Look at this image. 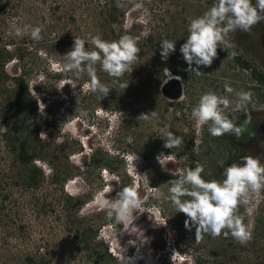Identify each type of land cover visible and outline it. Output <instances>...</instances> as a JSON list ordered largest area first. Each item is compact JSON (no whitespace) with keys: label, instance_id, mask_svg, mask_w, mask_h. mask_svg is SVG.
Returning <instances> with one entry per match:
<instances>
[{"label":"rangeland","instance_id":"1","mask_svg":"<svg viewBox=\"0 0 264 264\" xmlns=\"http://www.w3.org/2000/svg\"><path fill=\"white\" fill-rule=\"evenodd\" d=\"M82 1H73L76 9H80ZM119 1L125 11L124 27L127 28L131 24H135L134 31L139 38H144L148 33H152L160 42L165 38L176 42L177 49V44L184 43V40L187 39V36L182 37L180 33L188 28L190 20L203 15L213 4V0ZM9 3L16 5L18 0H10ZM70 4L72 3L68 0H19V4L16 6L17 15L6 18L3 28L6 36L14 35L15 39L19 41L27 35L17 37L15 35L16 27L44 25L56 5H59L63 10L64 8L69 9ZM253 4H255V0H253ZM82 22V19L79 18L75 26L70 24L67 26L66 31L70 33L69 36L84 40L88 37V34L84 35L80 28ZM262 23L264 22L258 24L262 25ZM258 24L253 26L250 32L240 30L230 32L226 39L234 45L232 51L237 52V55L244 57L252 64L264 67V43L259 37ZM41 35H45L43 39H52L54 33L50 34L46 31ZM252 35H255V38ZM247 43L249 45L245 48ZM39 51L44 53L43 49H39ZM218 52L222 53L223 50L218 49ZM160 53V51L148 52L145 55L147 62L151 61L154 66L157 65L161 57ZM57 55L52 54L51 58L49 55L44 57L42 54L40 70L43 68L49 72L59 70L64 54ZM171 57L172 54L168 59ZM10 68L11 65L8 67V70L11 71ZM150 71L154 73L152 81L149 82L151 76H145L148 77L145 79L142 77L144 76L142 73L132 83V86H128L130 88H126V93L130 89L140 88L147 95L146 99H139V102L131 100L133 103L137 102V105L134 106L130 117H127V126H121L122 119H125L123 111L110 112L101 108L103 106L92 110L97 93L84 96L85 104L77 115L62 110L63 100L66 101V98L75 90L73 80L69 78L57 82V92L52 98L35 91V84H40L46 79L42 78V73H44L42 70L39 72V77L33 76L29 79L31 91L36 94L39 105L35 122L39 126L42 123L43 106L47 101H50L54 107L53 116L57 114L58 110L59 113H63L62 117L55 120L57 125L52 128V135H57L56 142L68 139L72 145L67 162V165L71 167L67 168L74 174L64 183V191L73 195L84 193L90 200L84 204L80 212L89 215L100 212L98 215L104 220L107 217L102 211V205L112 202L119 190L116 171L127 175L132 183L131 187L137 189L142 200L140 209L134 211L132 220L117 224L107 222L101 225L99 230V235L108 243V250L119 259H123L126 264L128 259L131 264H264V220L261 222L256 220L264 215V190L258 194H251L248 204H242L238 209V214L244 217V223L252 232V242L241 245L229 236L230 244L226 255L222 248L227 242H220L221 238L219 237L213 238L211 235H204L203 239L197 243L195 227L191 230L186 229L185 214L177 212L167 199L168 189L171 187L170 180L175 179L182 170L194 168L196 165L195 156L200 157L204 172L206 171V174L211 176V180L219 181H222L224 167L231 163L241 162V159H235L231 163L227 162L229 148L235 155L244 152V156L258 157L264 163V139L261 135H256L252 141L248 138L245 139L247 144L244 146L235 141V147L229 145L234 141L229 137L226 142L223 141L221 146L209 137L204 141L203 132L208 130V126L204 125L198 130L195 121L191 118L192 108L198 103L199 97L206 92L227 96L230 101L235 102L237 100L235 93L228 94L224 90L225 82H227L237 92L244 90L253 93L252 102L247 106V112L251 114V122L256 123L258 127L264 120V87H261L259 91L251 88L246 89L248 85H252L248 79L249 69L240 67L233 57H222L220 54L210 67L201 66L200 75L189 74L183 67L181 73L184 74H173L165 68V77L160 83L158 72L152 69ZM168 72L172 77H179L177 83L170 80ZM41 78L42 80H40ZM51 78L56 83L55 78ZM166 79H168V83L165 85V91L167 90L165 94L163 85ZM69 82L71 85H68ZM87 84L86 82L84 86ZM84 89L88 90L87 87ZM178 91H180V96L175 98ZM87 102L89 106L86 104ZM166 102L170 104H166ZM176 103L182 104V108L176 109L174 106ZM57 106L61 108L58 109ZM152 111H155V117L150 116L147 120L138 119L142 113H151ZM82 112H86L87 115H81ZM224 114L233 120L242 115L245 116L244 112H233L231 107L225 109ZM242 126L244 127V125ZM119 127L120 131L117 132ZM169 130L183 138L184 143L180 147L167 149L163 146ZM43 136L40 134L42 139H44ZM94 147H100L104 153H119L120 156L123 154V164L114 167L113 170L102 168L99 171L98 167H89L86 174L78 173L77 168L82 171L89 166V161L92 163L88 152ZM160 153L164 154L161 157L162 166L156 159ZM7 158V155L4 154L0 156V163L7 164ZM35 162L41 166L44 174L48 177L51 168L45 162L38 160ZM0 170L3 174L6 173L5 175L11 173L10 167L9 169L6 166L0 167ZM82 176L86 177V180ZM0 178L2 180V173ZM8 189L12 194L11 198L5 202V209L2 212L5 224H0V255L10 254L3 247L5 246L2 244L3 238L8 241L7 247H10L13 253L18 254L17 251L21 250L23 253L32 252L40 237H48L51 250H62L61 256L54 257L58 260V264H83L82 260L78 259V255L75 256L71 251L72 244L70 239L68 240L65 236L66 233L60 231L56 222H53L55 213L51 214L49 211L47 214L39 213L40 200L46 197L49 201L53 196V194L49 195L51 187L47 186L45 182L34 193L32 190L21 191L16 186ZM182 199H190V197ZM100 209L101 211H99ZM18 225L25 227L20 240L16 236L6 234L18 229ZM128 246L133 247L130 255L125 252ZM170 250H176L178 254L169 255ZM197 256L198 260L195 259ZM232 256L234 258H231ZM188 257L190 260H181V258ZM162 259H166V261L162 263Z\"/></svg>","mask_w":264,"mask_h":264},{"label":"trees","instance_id":"2","mask_svg":"<svg viewBox=\"0 0 264 264\" xmlns=\"http://www.w3.org/2000/svg\"><path fill=\"white\" fill-rule=\"evenodd\" d=\"M9 1L0 0V156L4 154L8 157L7 164L0 163V167L6 166L8 169L10 167L11 170L10 175H5L6 173L3 174L0 170V174L2 173V180L0 178V224H5L2 212L5 209V202L11 198L12 194L8 188L16 186L21 191L32 190L34 193L46 182L47 186L51 187L49 195L53 194V196L49 201H47L46 197H43L41 200L39 199V213L47 214L48 211L51 214L55 213L53 222H56L57 227L60 228L59 230L66 233L65 236H67L68 240L70 239L73 254L75 256L78 255V259L82 260L83 264H126L123 259H119L118 256L108 250V243L99 235L101 225L107 222L117 224L116 220L114 218L102 220L103 218L98 215L100 212L92 215L81 213L80 211L84 204L90 199H87L88 197L84 193L73 195L64 191V183L74 174L67 168L71 167L67 165V162L72 145L68 139L56 142L57 135H52V128L57 125L55 120H58V117H62L63 113H59L60 111L58 110L59 112L56 111L57 114L53 116L54 107L50 101L45 102L42 123L39 126L35 122L39 105L36 94L31 91L29 79L33 76L39 77V72L42 70L44 72L42 73V78L46 79L40 84L36 83L34 88L36 92H41L43 95L51 96V98L57 92L56 84L58 81L66 78L73 80L75 90L66 98L67 100L65 99L66 101L63 100L61 107L65 112L77 115L85 104L83 101L84 96L92 94L89 90L84 89V84L86 82L89 83V77L86 73L82 74L79 79L72 73L65 74L62 71V65L66 62L64 56L61 58L59 70H55L54 72H49L44 70V68L40 70L41 55L44 54V57H48L49 55L52 58V54H65L70 50L74 38L77 37L69 36L70 33L66 31V28L69 24L75 26L79 18L83 21L80 27L83 30V34H88V37L85 39L88 50H95L91 44V39L94 36L99 35L106 41H116L122 35H131L137 39L140 49L138 59L132 65L133 71L125 72L120 78H113L103 72L99 64H97V75L101 82L110 88V92L107 97L102 99L97 92V99H95L92 108L94 111L97 107L103 106L101 108L110 112H125V119H122L121 126H127V117H130L132 114L134 106L137 105L139 99H146L147 95L140 88L130 89L126 93V87H122V85L132 86V83L142 73H144L142 77L151 76L150 80H148L149 82L152 81L154 73L150 71L151 69L158 72L157 75L160 83L165 77V68L173 74H184L183 72L181 73V68L186 69L187 64L182 59L179 51L183 42L177 44L178 49L176 48V51L172 53V57L166 62L161 57L155 66L153 62H147L145 55L148 52H161L160 41L152 33H148L144 38H139L134 31L135 24H131L127 28L124 27L125 11L120 1L118 6V0H90L89 2L83 0L80 3V9H76L74 0H68L72 3L69 9L64 8L62 10L59 5H56L51 10V16L42 25L44 30L41 34H44L46 31L50 34L54 33L52 39L47 38L33 41L30 35H27L18 41L14 35L6 36L5 29H3L6 18L8 16L13 17L18 12L16 6H18L19 0L16 5L10 4ZM187 29L185 28L180 33V36H188ZM43 38H45V35ZM39 49H43L44 53L40 52ZM218 54L222 57H228L226 51L222 53L218 52ZM233 59L240 67L249 69L248 79L252 82V85H248L246 89L251 88L259 91L261 87H264V67L252 64L240 55H236ZM9 65H11V71L8 70ZM51 77L55 78L56 83L51 80ZM147 78L145 77V79ZM131 100L137 102L133 103ZM86 104L89 106L88 102ZM166 104L170 103L166 102ZM174 106L176 109L182 108V104L180 103H176ZM61 107L57 106L58 109ZM245 119L246 117L243 115L240 118L234 119L236 126L244 125L245 130L239 138L235 134L213 137L210 136L208 130H204V141L209 137L222 146L223 141L226 142L231 137L234 141L229 143V145L235 147V141L247 139L256 131V123L250 122L245 124ZM119 129L120 127L117 132L120 131ZM252 129L254 132H252ZM40 132L44 135V139L40 137ZM88 154L92 159V163L89 161V166L82 171L77 168L78 173L86 174L89 171V167H98L99 171L102 168L104 170H113L114 167H119L123 164V154L120 156L119 153H104L100 147L91 148ZM242 157H245L244 152L235 155L231 152V148L227 151V162L231 163L235 159H241ZM195 159L196 164L202 165L199 156H195ZM37 160L45 162L51 168L48 177L44 174L41 166L36 164L35 161ZM116 172L119 184L118 191L123 187L132 186L130 179H128L125 173ZM202 177L207 181H211V176L206 174V171L202 173ZM82 178L86 180V177L82 176ZM221 179H224L223 175ZM256 220L257 222H261L264 220V215L256 218ZM24 230L25 227L23 225H18V229L9 231L6 234L8 236H16L20 240L23 237ZM229 236L227 238L223 235L219 237L221 238L220 242H227L222 248L225 255L228 253V245L230 244L228 242ZM3 239L2 244H5L3 247L10 254L6 256L0 255V264H58V260L54 259V257L61 256L62 253V250H51L48 237H40L38 242L35 243L32 252L23 253V250L17 251L19 255L13 253L10 247H7L8 241H5V238ZM132 250L133 247L128 246L125 252L127 255H130L132 254ZM231 258H234V256ZM195 259L198 260V256ZM164 261L166 259H162L161 262L164 263Z\"/></svg>","mask_w":264,"mask_h":264},{"label":"clouds","instance_id":"3","mask_svg":"<svg viewBox=\"0 0 264 264\" xmlns=\"http://www.w3.org/2000/svg\"><path fill=\"white\" fill-rule=\"evenodd\" d=\"M261 22H264V0H255V4L253 0H213L209 10L189 22L187 39L179 49L187 64L185 71L200 75L201 66L210 67L218 58V49L234 58L238 53L232 51L234 45L226 39L228 34L236 30L250 32L253 26ZM43 30L42 25H25L22 28L16 27L15 35H30L32 40L40 41L43 39ZM91 44L95 50H88L84 39L74 38L71 49L64 54L66 62L62 65V71L65 74L72 73L77 79L86 73L89 83L85 87L92 93L98 92L102 99L109 95L110 88L98 77L97 64L110 77L120 78L125 72L133 71L132 65L138 59L140 49L137 39L127 34L116 41H106L97 35L92 37ZM160 48L161 59L166 62L176 51V42L165 38L161 40ZM168 76L173 78L169 72ZM122 87L127 88L128 85ZM224 90L228 94L235 93L237 100L232 102L227 96L206 92L192 108L191 118L198 130L207 125L213 137L235 134L239 138L245 129L243 126H236L235 121L224 114L225 109L231 107L233 112H244L245 124L250 123L251 114L247 112V106L252 102L253 93L244 90L237 92L227 82ZM81 115L87 113L82 112ZM150 116L155 117V111L142 113L138 119L147 120ZM182 143L183 139L169 130L163 146L173 149L180 147ZM162 156L164 154L160 153L156 157L160 165ZM203 172L204 167L199 163L194 168L182 170L175 179L170 180L167 199L177 212L185 214V228L191 230L195 227L197 243L204 235H211L213 238L221 235L227 238L230 235L241 245H246L253 238L252 232L244 223V217L238 214V209L240 205L248 204L251 194L264 190V163L258 157H242L240 163L224 167L222 181H207L202 177ZM184 197L190 199H182ZM141 204L137 189L127 186L116 193L112 202L102 205V211L109 220L114 218L120 223L132 220L134 211L140 209ZM170 251L169 255L178 254L176 250ZM181 260L190 259L188 257ZM127 264H131L129 259Z\"/></svg>","mask_w":264,"mask_h":264},{"label":"flooded vegetation","instance_id":"4","mask_svg":"<svg viewBox=\"0 0 264 264\" xmlns=\"http://www.w3.org/2000/svg\"><path fill=\"white\" fill-rule=\"evenodd\" d=\"M258 32L260 33L259 37L261 38L262 43H264V23H262V25L258 24ZM253 36V35H252ZM253 38H255V35L253 36ZM245 45V44H244ZM249 45V43H247L246 47L247 48ZM256 127V131L248 137V139L250 141H252L253 139H255L256 135H261L264 139V120L261 121V123L259 124V126H255ZM245 139L242 140H238L236 141L239 145L244 146V144H247V142L244 141ZM264 154V152H263Z\"/></svg>","mask_w":264,"mask_h":264},{"label":"water","instance_id":"5","mask_svg":"<svg viewBox=\"0 0 264 264\" xmlns=\"http://www.w3.org/2000/svg\"><path fill=\"white\" fill-rule=\"evenodd\" d=\"M170 80H172V82H175V83L178 82V80H177L175 77H173V78L170 79ZM167 83H168V81H167L166 83H164V85H163V92H164L165 94H166V91H165V85H166ZM179 96H180V91H178L174 97L177 98V97H179Z\"/></svg>","mask_w":264,"mask_h":264}]
</instances>
